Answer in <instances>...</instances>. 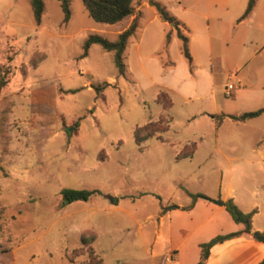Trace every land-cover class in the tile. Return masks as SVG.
Returning <instances> with one entry per match:
<instances>
[{
    "label": "rangeland",
    "instance_id": "rangeland-1",
    "mask_svg": "<svg viewBox=\"0 0 264 264\" xmlns=\"http://www.w3.org/2000/svg\"><path fill=\"white\" fill-rule=\"evenodd\" d=\"M156 1L196 28L191 65L146 0H135L134 14L113 25L93 21L81 0H70L66 23L59 3L44 0L39 25L29 0H0V264H170L171 226L189 219L168 211L191 205L189 194L219 199L230 178L237 193L252 189L251 175L263 178L264 114L230 118L264 109V47L225 20L211 19L205 29L203 14L225 0ZM136 15L124 76L98 45L82 57L89 35L114 42ZM228 84L232 96L223 93ZM159 93L170 109L156 102ZM214 115L223 116L219 126ZM168 116L169 129L139 149L135 128ZM257 146L262 158L250 151ZM63 189L97 193L61 206ZM195 240L188 236L174 264H188Z\"/></svg>",
    "mask_w": 264,
    "mask_h": 264
},
{
    "label": "trees",
    "instance_id": "trees-1",
    "mask_svg": "<svg viewBox=\"0 0 264 264\" xmlns=\"http://www.w3.org/2000/svg\"><path fill=\"white\" fill-rule=\"evenodd\" d=\"M59 3L60 10L63 14V23L68 22L70 18V0H56ZM85 11L88 16L95 22L113 25L116 24L123 19H126L129 16L134 14V6L133 3L135 0H81ZM149 7L153 8L157 18H159L163 23L169 24L172 29L175 31L178 40L180 41V51L189 65L192 64V56L189 50V38H190V30L182 24L179 20H177L173 15H171L167 9L156 0H146ZM257 0H248L246 8L242 16L240 17V21L246 19L252 10L255 7ZM30 10L32 12V17L34 22L39 25L41 17L44 11V0H29ZM139 24V15H136L133 20L130 22L129 26L118 34L117 39L114 42L107 41L106 39L98 36V35H89L83 44V53L82 57H85L88 53L89 48L92 45H98L103 50L107 52H111L113 54V63L117 70L118 75L124 76L126 72V66L124 64L123 56L126 49V45L128 40L135 34ZM171 33H168L166 36V43L170 41ZM45 58L44 54L40 56L36 60V62H41ZM34 63V61H32ZM166 66H173L172 62L166 64ZM3 81H1L0 85H3ZM108 86L107 83L104 85H98L94 87V90L97 94H102L104 88ZM163 100H166V105L163 104ZM156 102L162 106L164 110H168L171 108L172 103L171 99L165 93H159L156 98ZM264 114V109H259L253 112H246L239 115L236 118V121L244 122L247 120H251L257 118ZM164 115V114H163ZM163 115L160 116L163 117ZM212 118L215 120L216 125H220L222 122L223 116L214 115ZM171 122V118L168 116L167 121L165 123L161 122L158 119L156 122L148 121L142 127H137L133 131V139L136 145H138L139 149H141V144L155 136H158L169 129ZM78 127V122L76 121L72 130L76 131ZM194 147L193 145H191ZM194 149H191L186 152L180 154L181 157H189L193 153ZM97 191L95 190H74V189H63L61 190V206L66 204L76 202V201H88ZM192 198V204L181 208L182 211H189L192 209L194 203L197 200L208 201V198L203 194H189ZM223 207L225 211L228 213L230 218L235 224H240L243 226V229L230 232L227 234L216 235L211 238L209 241L205 243H200L198 245L199 248V260L196 264H205L210 249L217 245L221 244L225 241L241 237L243 235L250 236L254 241L258 243L264 244V231H253L251 227L253 212L243 213L231 199H228L224 202ZM91 262V260H90ZM100 261H97L96 264H100ZM264 264V258L258 263Z\"/></svg>",
    "mask_w": 264,
    "mask_h": 264
},
{
    "label": "crops",
    "instance_id": "crops-1",
    "mask_svg": "<svg viewBox=\"0 0 264 264\" xmlns=\"http://www.w3.org/2000/svg\"><path fill=\"white\" fill-rule=\"evenodd\" d=\"M208 1L210 5L215 6V0ZM247 2L248 0H225L223 4H219L221 7L219 11L218 9H208L210 13L203 14V19L206 23L205 29L208 31V21L211 19L216 22L225 20L231 23L237 30L244 26L245 30L248 31L247 34H245V39L250 42H255L256 46L264 47V0H257L250 15L246 19L240 21L239 19L245 11ZM181 23L190 30V34L195 32L196 28H194L189 21L182 19ZM207 31L205 36V49L207 53H209L210 39ZM192 40V38H189L188 45L190 46V54H192L194 59L191 46ZM250 151L259 154L260 158L263 157V151L258 146L252 148ZM248 162V164L253 165L260 164L259 161ZM257 171L262 172L264 169L257 168ZM251 178L252 189L245 188L243 193H237L238 186L235 184L233 185L232 179L230 178L226 193L224 196L219 195V199L223 202L231 199L244 213L254 211L251 221L252 230L264 231V176L260 181L254 179V175H251ZM260 190L262 191L260 192ZM247 194L249 197H246ZM255 201L260 202L261 205H257ZM183 207L185 206L179 205L178 209L173 208L167 213V217L178 215L189 219L187 225L184 227L182 225L171 226L174 232L169 252L176 251V254L173 262L170 264L180 262L179 260L184 256V252H186L185 241L189 235L197 237V240L194 241L195 253L188 262V264H195L199 259L198 244L206 242L216 235L242 229L241 226L239 227L232 221L223 207H218L208 201L198 200L189 211H182L181 208ZM263 258L264 244L254 241L250 236L243 235L213 246L209 251V256L205 264H258Z\"/></svg>",
    "mask_w": 264,
    "mask_h": 264
},
{
    "label": "water",
    "instance_id": "water-1",
    "mask_svg": "<svg viewBox=\"0 0 264 264\" xmlns=\"http://www.w3.org/2000/svg\"><path fill=\"white\" fill-rule=\"evenodd\" d=\"M237 117H231L230 119L236 120ZM208 202L212 203L213 205H216L218 207H223L224 202L220 199H208ZM175 209H178V207H175Z\"/></svg>",
    "mask_w": 264,
    "mask_h": 264
},
{
    "label": "built area",
    "instance_id": "built-area-1",
    "mask_svg": "<svg viewBox=\"0 0 264 264\" xmlns=\"http://www.w3.org/2000/svg\"><path fill=\"white\" fill-rule=\"evenodd\" d=\"M235 87L233 84H228L223 93L226 95V96H231L232 95V92L234 91Z\"/></svg>",
    "mask_w": 264,
    "mask_h": 264
}]
</instances>
